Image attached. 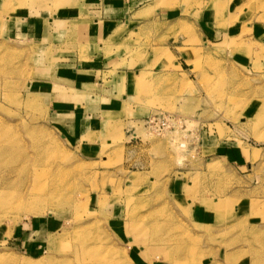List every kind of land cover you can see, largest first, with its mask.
<instances>
[{
  "label": "rangeland",
  "instance_id": "1",
  "mask_svg": "<svg viewBox=\"0 0 264 264\" xmlns=\"http://www.w3.org/2000/svg\"><path fill=\"white\" fill-rule=\"evenodd\" d=\"M120 2L0 0V264H264V0Z\"/></svg>",
  "mask_w": 264,
  "mask_h": 264
},
{
  "label": "crops",
  "instance_id": "2",
  "mask_svg": "<svg viewBox=\"0 0 264 264\" xmlns=\"http://www.w3.org/2000/svg\"><path fill=\"white\" fill-rule=\"evenodd\" d=\"M101 1H106V0H101ZM119 1H121L120 2V5H126L125 3H129V1L130 0H119ZM154 0H144V2H140L139 4L138 3H136L134 6H137V4H138V6H140V9H141V7L143 6V7H147V6H150V5H154ZM104 3V2H103ZM103 4H101V6H102ZM108 6L110 7V8H112V4L111 3H109L108 4ZM110 11H111V9H110ZM134 12H136V9L134 10ZM74 16H78L77 14H75ZM73 17V14H72V16H71V18ZM156 17L158 18V19H160V20H162L163 21V23L164 24H170V23H172V21H174V20H178V19H180V15L179 14H177V13H175L174 11H170V10H166V9H164V10H159L157 13H156ZM57 18H58V22H59V20H60V16H59V14H57ZM48 19V18H47ZM124 18H122V17H119V18H115V19H111V21H108L107 22V24L105 25V27H103V30H105L103 33H104V35H103V37H102V40L104 41L105 39H106V36H108L109 38H107V40H109V42H110V39L111 38H113V36H115L116 35V31L118 32V27H116L115 25L116 24H123V25H130V15H128V14H126L125 15V19H124V21H122ZM95 22L97 23V22H99L97 19H95ZM118 28V29H117ZM257 31V30H256ZM113 34V35H112ZM94 66H96V65H94ZM92 70H93V68H92ZM74 72H77V70H74ZM86 72H89V69L88 70H86ZM96 73H98L97 71H96ZM87 77V76H86ZM94 78H95V75L94 76H92V75H90V82L92 83V84H88V83H82L83 81L81 80V78L80 77H77L76 78V86L77 85H79L80 83H81V85L83 86V87H86V90L88 91V92H85V93H79V95H77L76 96V98H81V97H79L80 96V94H82V95H85V96H87V97H85V98H92L91 96H93L92 94H94V93H92V90H95L94 89V87L95 86H99V85H101V83H102V81H99V82H97V83H94ZM43 84V83H42ZM102 86V85H101ZM88 87H91V89L90 88H88ZM70 89H73V88H75V87H73L72 85L69 87ZM90 90V91H89ZM57 100H59V99H55V102H59V101H57ZM92 100V99H91ZM99 100H103V101H105V103H104V105H103V108H101L100 107V110H99V114H96V116H91V117H89V116H84L83 115V117L81 118V119H83L82 121H81V123H79V121H80V115H81V113H78V112H74V110H72V109H65V108H63L62 109V107H59V110L63 113H75V116L74 117H76L77 118V120H76V124L73 126V128H72V133H74V134H82V133H84V131H86L87 130V128L89 127H94L95 126V124L96 125H98V124H102V122H105L109 117H111V116H113L114 115V113H118L117 111H120V108H121V106H120V102L118 101V99L116 98V97H111V95L108 97V96H106L105 98H103V99H99ZM128 100V95H127V91H126V94H123L122 95V101L123 102H125V101H127ZM92 102H95V99H93L92 100ZM60 103H63V102H60ZM59 103V104H60ZM77 108L79 109V112L81 111V110H85L84 109V107L81 105V104H77ZM82 112V111H81ZM73 115V114H72ZM65 117H67V115H64ZM103 118H104V120H103ZM92 120H95L96 121V123L95 122H93ZM100 120V121H99ZM98 121V122H97ZM95 123V124H94ZM193 213H194V218H195V220H196V224H198V225H203V226H205V225H210V224H212V223H214L215 221H216V219H218V215L216 214V212L214 211V210H210V209H208V207H200V208H197L195 211L193 210ZM216 223V222H215ZM214 260L213 259H211V263L213 264L214 262H213ZM202 264V263H201ZM203 264H207V262H205V261H203Z\"/></svg>",
  "mask_w": 264,
  "mask_h": 264
},
{
  "label": "bare ground",
  "instance_id": "3",
  "mask_svg": "<svg viewBox=\"0 0 264 264\" xmlns=\"http://www.w3.org/2000/svg\"><path fill=\"white\" fill-rule=\"evenodd\" d=\"M57 20V16L56 17H54L53 19H51L50 20V23L51 24H54L55 23V21ZM248 24V23H247ZM264 25V24H263ZM245 29V28H244ZM253 30V29H252ZM242 31H243V29H242ZM245 32V31H244ZM249 32H251V31H249ZM254 33V32H253ZM263 35H264V31H263ZM246 36V35H245ZM254 36V35H253ZM210 208V207H209ZM210 209H212V210H214L215 212H217L216 211V207H211ZM133 239V238H132ZM132 239L130 240L131 242H130V245H129V247L130 248H134L135 249V251H137V250H139V248H137L136 246H134V244H135V241L133 242L132 241ZM134 240V239H133ZM149 251H143V252H141V255L140 256H142V257H144L145 259L147 258V256L145 255L146 253H148ZM89 253H91L92 254V251H89ZM124 254H127V253H124ZM149 259V258H148ZM95 263L96 264H101V263H98V261H95ZM102 264H120L119 262H114V261H112V262H106V263H102Z\"/></svg>",
  "mask_w": 264,
  "mask_h": 264
}]
</instances>
